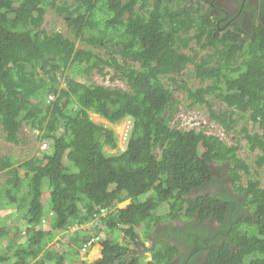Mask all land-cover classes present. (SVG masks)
Returning a JSON list of instances; mask_svg holds the SVG:
<instances>
[{
  "label": "trees",
  "instance_id": "16d2710c",
  "mask_svg": "<svg viewBox=\"0 0 264 264\" xmlns=\"http://www.w3.org/2000/svg\"><path fill=\"white\" fill-rule=\"evenodd\" d=\"M54 2L0 0V128L18 142L24 123L38 127L52 147L24 162L0 153V264H68L65 253L45 250L48 237L81 225L79 247L93 227L115 234L101 241L103 257L93 264H167L180 251L188 264H264V186L248 162L264 172V23L255 19L264 0ZM53 10L75 38L45 27ZM111 66L127 87L96 82ZM209 95L224 110L213 111ZM183 100L208 104L228 131L239 134L241 121L252 156L197 128L173 127ZM90 112L112 123L133 119L125 151L106 150L118 147V136ZM215 162L228 167L237 197L202 194L221 175ZM152 189L156 196L147 197ZM162 206L168 211L159 213ZM50 211L56 217L45 230ZM217 215L223 232L208 234L203 222ZM139 229L155 234L151 259ZM205 242L207 257L196 261Z\"/></svg>",
  "mask_w": 264,
  "mask_h": 264
},
{
  "label": "rangeland",
  "instance_id": "374dc122",
  "mask_svg": "<svg viewBox=\"0 0 264 264\" xmlns=\"http://www.w3.org/2000/svg\"><path fill=\"white\" fill-rule=\"evenodd\" d=\"M61 0H55V5L59 4ZM73 2V0H71ZM231 3H234L233 0H228ZM54 5V6H55ZM45 27L49 30V29H58V30H62L63 32H66V34H68L69 36H71L72 38H75L73 31H72V27L68 24L67 19L63 18L61 14H59L56 11H52L46 19V23H45ZM77 45H80L82 48H86V49H90V42L86 43L83 40H78L77 41ZM96 50L100 51V53H105L107 52V50L105 48H96ZM192 68V66H190ZM72 73V72H71ZM79 75L78 73H72V76H76ZM81 76H84L82 74H80ZM96 81L98 83L101 84H112V85H120L123 87H127L126 83L117 75H115V68L114 67H108L105 68L102 72H98L96 74ZM192 79H194V77H192ZM200 84V83H199ZM198 84V85H199ZM62 86H65V82H63ZM176 93H180L182 94V90H180V92H176ZM208 99L211 102L213 111L215 112H219L224 110L225 103L222 102V100L218 99L217 97H215V95H209ZM181 107L180 109L177 111L176 114V118H177V125H179L180 128L184 129L186 128H197L199 130H209L212 132H220L221 131V125L220 123H218L216 120H214L211 117V110L210 107L208 106V104H192L191 100H186V101H182V103H180ZM91 117L98 123H103L106 126H110L113 128V130L115 131V133L118 136V144H119V149H123L125 147V143L122 140L124 137L123 134V130L126 129L127 127L125 126V122H118V123H112L108 120H106L105 118H103L101 115H96L94 114V112H91ZM239 125L237 126V128L239 129V134L236 133L235 131H232V133H228L227 134V139L228 141H230L231 143H239L240 144V151L241 154H247V148L248 146L246 145V140L243 138L242 133H241V121L238 122ZM248 126L250 128L253 127V123L251 121L248 122ZM34 134V133H33ZM231 138H230V136ZM233 135V136H232ZM0 148L2 149L0 151L1 154H5L8 152L13 153L14 157L18 160V162H21L23 160H25L26 158L29 159V157L37 155L40 153V148H39V144H38V140H36L31 134H26V133H22V140L18 143H11L9 141H7V137H6V133L5 131L0 128ZM106 150H108L109 152H116V149H111L110 147H107ZM249 156H252V154L249 152V154H247ZM249 164L252 166L253 168V175L254 172H261V177H262V184L264 186V172L263 169L258 168L257 166H255L251 161H248ZM216 169L220 172V177H218L215 181L214 184L211 185L212 186H217L216 189L211 190V192H228L229 189H231L233 187V180L230 176V174L228 173V167L223 165V164H217L216 165ZM258 174V173H257ZM247 173L246 172H242L241 173V182L244 184H246L248 182V178H247ZM0 177H3V175L0 173ZM209 187V188H211ZM207 188V189H209ZM206 189V190H207ZM48 192L45 193V202H47V200L50 198L51 196H48ZM238 193H236L235 195H237ZM144 196L140 197L143 198ZM130 200H126L123 203H120L119 206H125L127 203H129ZM46 210H48V204H46ZM168 211V207L167 206H162L158 208V212L159 213H164ZM6 211H3L2 214H6ZM53 217L55 218V214H53ZM217 224L221 225V221H219V219H216ZM167 222V221H166ZM183 220H176L174 224L177 225H182L183 224ZM92 224H96V221L93 222ZM84 226H90V225H84ZM81 227H76L73 229V231L70 233L72 234V238L69 237L68 238V244L75 248L76 246L74 245L75 241L73 240L74 235L81 233ZM46 229H51V225H47L45 227ZM139 233L141 234V239H143L145 241V245L147 247H154L155 244L157 243V241H155V234H150L149 237L147 238V233H144L143 231H141V229H139ZM89 234L90 236H94L96 239L94 240V242L98 241H102L105 240L106 238H110L111 239L113 237H115V234L112 233L111 230L106 231L105 228L102 227V230H98L97 228L93 227L91 231H86V235ZM123 234V233H122ZM85 235V236H86ZM123 237H125L123 235ZM50 238V237H48ZM67 237L63 238V233L60 232L58 233L56 236L50 238V240L47 243L46 249L45 250H49L52 248L58 249L60 250L61 247H64V245H62V243H64V239H66ZM93 239V238H91ZM56 240H60L59 242H56ZM90 240H86V238L83 240V245L85 242H89ZM66 242V240H65ZM90 244V243H89ZM97 248V246H93L92 247V251H91V257L90 260H95L100 254L99 251L97 252V254H94V249ZM70 257H68V261L69 264H85L84 262H80L78 260H76V258H74V253H69ZM248 261L250 260V258L247 259Z\"/></svg>",
  "mask_w": 264,
  "mask_h": 264
},
{
  "label": "clouds",
  "instance_id": "9594fccd",
  "mask_svg": "<svg viewBox=\"0 0 264 264\" xmlns=\"http://www.w3.org/2000/svg\"><path fill=\"white\" fill-rule=\"evenodd\" d=\"M234 1V3L235 4H240V0H233ZM53 6L55 5V2L52 4ZM206 7H208V5L206 6ZM211 10V9H210ZM209 10V11H210ZM213 10V9H212ZM215 10V9H214ZM212 11L211 12V14H219L217 11ZM219 24H221V20L219 21ZM60 86H61V88H65L67 85H66V82H65V80H64V77H62L61 76V78H60ZM63 82H65V86H62V84H63ZM97 82V81H96ZM98 83V82H97ZM107 85H112V84H107ZM113 86H117V85H113ZM56 98V94H50V96H49V99H55ZM94 114H96V113H94ZM90 115H91V112H90ZM96 115H99V114H96ZM100 116V115H99ZM104 118V117H103ZM93 119V118H92ZM106 119V118H105ZM94 120V119H93ZM106 120H108V119H106ZM95 121V120H94ZM109 121V120H108ZM122 122H125V126L127 127V130L126 129H124L122 132H123V134H124V137H123V141H124V143H125V147L123 148V149H119V144H118V147L116 148V152L115 153H118V152H123V151H125L126 149H127V146H128V141H129V137H130V132H131V129H132V124H133V119L131 118V117H129V116H126L125 118H123L122 120H121ZM120 121V122H121ZM177 121V118L176 117H174L172 120H171V125L173 126V127H176V128H180L179 127V125H177L176 122ZM216 121L218 122V123H220V125H221V131L220 132H212V131H209V130H199V132H202V133H204V134H206V135H208V136H215V137H218L220 140H222V141H224L225 143H227V144H229V145H234V146H237V147H239L240 148V145H239V143H236V144H234V143H231L230 141H228V139H227V134L229 133H232L231 131H228V129L223 125V124H221V122L220 121H218L217 119H216ZM96 122V121H95ZM180 129H182V128H180ZM185 130V129H184ZM42 131V129H40V128H38V127H31V125H29V124H27V123H24V125L22 126V130H21V132H20V140L18 141V142H20L21 140H22V133H26V134H31L36 140H38V144H39V148H40V153L39 154H37V155H34V156H31V157H29V159L30 158H33V157H39V158H41V157H44L46 154H48V153H51V151H52V147H51V144H50V140H46V139H42V137H41V132ZM34 133V134H33ZM230 136V135H229ZM233 136V135H232ZM230 138H231V136H230ZM7 141H9L8 139H7ZM10 142V141H9ZM18 142H11V143H18ZM25 160H28L27 158L25 159ZM25 160H23V161H21V162H24ZM21 173L22 174H26V170H24V169H21ZM234 181V180H233ZM241 182V181H240ZM242 183V182H241ZM206 190V189H205ZM204 190V191H205ZM229 191H231L232 192V194L235 196V197H237L238 195H239V190L238 189H236V187L233 185V187L231 188V189H229ZM228 191V192H229ZM228 192H226V193H228ZM236 193H238L237 195H235ZM155 197L156 196V193H155V189H152L149 193H148V196L147 197ZM127 200H130L131 201V199H127ZM126 201V200H125ZM125 201H122V202H119V203H117V205H116V207H124V206H119V204L120 203H123V202H125ZM130 203V202H129ZM128 204V203H127ZM126 204V205H127ZM125 205V206H126ZM113 209V208H112ZM3 211H6V210H3ZM2 211V212H3ZM49 213V214H48ZM48 213H46V215L48 216V219H46V221H50V220H53L54 219V217H53V214H55L54 212H52V211H50V212H48ZM102 213L103 214H106L107 212L105 211V210H102ZM7 214V213H6ZM55 217H56V214H55ZM209 218H215V220H213L212 222H211V230L210 229H208V228H205V232H207L208 234H212V233H216V232H218V234H220V233H222L223 232V228H224V219H223V217H222V215H217V216H213V217H209ZM208 218V219H209ZM207 219V220H208ZM216 219H219L222 223H221V225H218L217 224V221H216ZM207 220L206 221H204L203 222V225H206L207 224ZM165 223H168V222H165ZM48 225H51V228H53V223H51V224H48ZM47 225H46V222H44V225H43V227H44V229L45 230H49V229H46L45 227H46ZM82 226V225H81ZM80 226V227H81ZM75 227H71V228H69L68 230H65V231H62V233H63V238L64 237H67L66 239H64V243H62V245H64V247H61V249L60 250H58V249H55V248H52V249H49V250H54V251H56V252H58V253H65V255L66 256H69L70 257V255H69V253H73V247H71L69 244H68V238L69 237H71L72 238V234H70L72 231H73V229H74ZM217 228H219L220 230H217ZM60 233V232H59ZM123 233V234H122ZM122 236L124 235V232L122 231ZM58 233H57V231H54V232H52V233H50L49 234V237H54V236H56ZM93 239H90V241L89 242H85L84 243V245H87V244H89V243H92V242H94V240L96 239L94 236L92 237ZM224 239V238H223ZM65 240H66V242H65ZM141 240H143V239H141ZM211 240H213V242H214V239H211ZM60 240H56V242H59ZM74 245H76V241H75V243H74ZM158 245V243H156L155 244V246L154 247H152V248H150V247H148V249H149V251L147 252L146 251V253L148 254V256H149V259H151V257H152V253H151V250L152 249H154L156 246ZM146 245H145V241H144V245H142V247H145ZM205 246H207V248H205V249H203V254H202V258L201 259H197L196 261H201V262H203V261H205V259H206V257H207V254H208V252H209V249H208V247L210 248V244H207L206 242H205ZM83 248H84V250H86V251H89V253H88V257L86 258V260L85 261H83L84 263H87V264H93V261H94V259L93 260H90V257H91V252H90V247H88V248H85L84 246H82ZM141 247V248H142ZM147 247V246H146ZM133 248L135 249V250H138V248H139V246H136V245H133ZM104 249H105V245L100 249V251H99V254H100V256L101 257H103V251H104ZM180 253L181 254H177V256L176 257H173L167 264H188L187 262H188V258L185 256V254H186V252H183V251H180ZM202 253V252H201ZM200 253V254H201ZM75 255V254H74ZM199 255V254H198ZM197 255V256H198ZM75 257V256H74ZM177 257H179V260H178V262H177V260H175ZM66 259H67V263L69 264V261H68V257H66Z\"/></svg>",
  "mask_w": 264,
  "mask_h": 264
},
{
  "label": "bare ground",
  "instance_id": "6f19581e",
  "mask_svg": "<svg viewBox=\"0 0 264 264\" xmlns=\"http://www.w3.org/2000/svg\"><path fill=\"white\" fill-rule=\"evenodd\" d=\"M193 128H195V127H193ZM185 130H189V129H191V128H184ZM197 130H199V129H197ZM239 151H240V148H239ZM230 163V162H229ZM217 164H223V165H225L224 163H214L213 164V166H214V169H216V165ZM228 173H230L229 171H228ZM247 184V183H246ZM245 183H244V185H246ZM207 188H209V187H206L205 189H207ZM217 188V186H212L211 188H209V189H207V190H205V191H203L202 192V194H206V192H208V191H211V190H214V189H216ZM220 221V220H219ZM48 224H51V220L49 221V222H46V225H48ZM76 228V227H75ZM122 239V238H121ZM83 244V243H82ZM97 246V248L96 249H94V254H97V252L99 251V249L101 248V241H96V242H92V243H90V244H87V245H83L85 248H88V247H90L91 249H90V252L92 251V247L93 246ZM76 247L73 249V253L75 254V257L74 258H76V260H78V261H80V262H83V261H85L86 260V258L88 257V253H89V251H86V250H84V248L83 247H79L78 245H75ZM139 256V255H138ZM137 256V257H138ZM99 258V256L96 258V259H98Z\"/></svg>",
  "mask_w": 264,
  "mask_h": 264
},
{
  "label": "flooded vegetation",
  "instance_id": "af4514ba",
  "mask_svg": "<svg viewBox=\"0 0 264 264\" xmlns=\"http://www.w3.org/2000/svg\"><path fill=\"white\" fill-rule=\"evenodd\" d=\"M250 1L256 3V2H258L259 0H249V2H250ZM243 6H244V3H243ZM215 10H216L218 13H220V9H215ZM246 13H247V12H246ZM229 15H230V14H228V16H229ZM255 19H257V21L263 20V23H264V16H262V14H261L260 11L256 12V17H255ZM223 20H227V18H224ZM229 22H230V21H229ZM213 220H215V218H209V219L207 220V224H206V225H209L208 229H210V230H211V227H212V226H211V222H212ZM202 254H203V252L197 256V259H201V258H202ZM197 259H196V260H197ZM175 260H177V262H178L179 257H177Z\"/></svg>",
  "mask_w": 264,
  "mask_h": 264
}]
</instances>
